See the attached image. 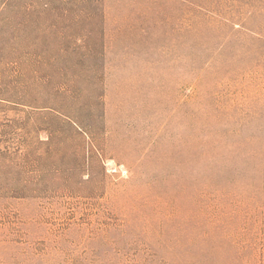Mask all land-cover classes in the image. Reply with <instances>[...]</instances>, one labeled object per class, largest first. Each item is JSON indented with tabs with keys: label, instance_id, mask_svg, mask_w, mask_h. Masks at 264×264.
<instances>
[{
	"label": "rangeland",
	"instance_id": "rangeland-1",
	"mask_svg": "<svg viewBox=\"0 0 264 264\" xmlns=\"http://www.w3.org/2000/svg\"><path fill=\"white\" fill-rule=\"evenodd\" d=\"M0 264H264V0H0Z\"/></svg>",
	"mask_w": 264,
	"mask_h": 264
}]
</instances>
